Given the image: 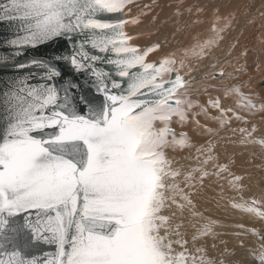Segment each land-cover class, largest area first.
<instances>
[{
    "label": "snow or ice",
    "instance_id": "obj_1",
    "mask_svg": "<svg viewBox=\"0 0 264 264\" xmlns=\"http://www.w3.org/2000/svg\"><path fill=\"white\" fill-rule=\"evenodd\" d=\"M134 3L0 0V23L11 30L10 38L0 41L10 50L0 55V65L11 64L17 73L32 69L0 81V264H216L204 247H188L182 213L194 208L185 191L195 188L194 179L202 183L228 168L215 163L211 141L197 149L206 153L201 166L174 168L166 149L192 144L171 124L174 118L183 124L208 115L209 108L220 111L209 119L221 126L233 118L247 120L234 112L228 116L232 109L222 108L219 98H210L207 106L192 98L189 93L215 85L206 78L195 87L193 69L181 72L184 59L177 63L172 53L150 60L161 45L142 47L125 31L139 25V18H103L131 12ZM234 19V13L214 17L213 35L196 45L198 58L219 45ZM59 39L70 47L67 54L18 62L26 48ZM61 63L73 75L65 78ZM81 74L87 75L83 87L76 78ZM224 75L221 70L209 78ZM232 92L239 89H225L226 95ZM244 107L255 105L247 101ZM240 131L251 137L256 128ZM250 142L264 145V139ZM210 163L215 173L204 167ZM256 203L233 207L264 219ZM213 223L196 229L193 244L216 235ZM41 244L55 251L33 255ZM259 255L264 264V247Z\"/></svg>",
    "mask_w": 264,
    "mask_h": 264
},
{
    "label": "bare ground",
    "instance_id": "obj_2",
    "mask_svg": "<svg viewBox=\"0 0 264 264\" xmlns=\"http://www.w3.org/2000/svg\"><path fill=\"white\" fill-rule=\"evenodd\" d=\"M153 1L154 2H152V0H135V3L131 8V12L126 11V12L121 13L122 17L120 19L127 20L132 17L139 18L141 21L139 25H127L125 27V31L127 33L137 38L135 41H133V43L138 44L142 47L150 46L151 44H154V43H159L161 45V49L158 50L156 53L151 54L149 59L157 60L161 58L164 54L174 53L177 63H179L181 59H184L185 68L181 70L182 74H184V72L187 71L186 67H191L194 70V72H192V75H196V76L200 75L197 73L199 70H201V68L199 69V64H203L204 59H207L208 57H210L211 54L215 52L219 54L218 56L220 57V59H225V61L220 60L221 62H229L228 57L234 56V59H235L234 63L235 61L236 63L237 62L240 63V61H243L244 63L248 64L254 53L253 43L250 41L252 37H254L255 35L253 33L254 29H256V32L259 34V36L264 35V18H263L264 10H261V9H264V2L262 3V1L264 0H153ZM189 9H191V11H189ZM197 9H202V11H198ZM216 9H219L218 13L216 12ZM193 10L194 12H192ZM255 10H256V14L260 15L261 18L255 17V16L252 18H247V19L245 18V15L251 12H255ZM258 12H261V13L258 14ZM229 13L235 14V19L232 22V26L228 28L224 33H222L224 39L219 42V45L217 47H214L211 50L208 56L204 57L203 59H200L196 55V52H198L197 48L196 49L192 48L193 52H191V48L185 49V47L190 46L193 40L197 41V44H201L207 39H209L213 35V33H211L210 31V28H211L214 17L216 15L224 17L228 15ZM186 16H188V18H186ZM222 24H223V21L220 22V25ZM232 67H229L228 69L226 68L227 71L224 72L225 75L223 76V78H220V79L222 80L227 79L230 83H233L232 84L233 87H237L239 89V94H237L236 92L230 93L232 95L228 99L229 103L227 102V104L229 105H226V104L224 105V103H226L224 102L222 103L223 105L221 104V107L224 109L230 108L232 109V111L236 110L238 113L240 112L242 117H244L245 120H248V123H244V129H246L249 132H252V128L253 126H255L256 131L252 133V136L250 138H248V136H244L243 135L244 133H242L240 129L232 131L231 132L232 134L229 132V134L231 135L229 138L230 142L227 140L228 143H226L225 146H219L215 148L218 149V151L220 152L219 156L221 158H222V154H221L222 152H224L225 154L224 156H229V154L234 155V153L242 152V154L244 153L246 155L244 156L242 154H241L242 156L237 155L235 158H237L240 161H244V158L246 159L248 158L247 161L249 162L250 155L254 154L256 157L258 156L261 159H264V145H261L260 143H255V146H254V144L245 143V141H248L249 139L256 140V141H259L257 139H264V118L260 119L258 118V116H256L255 113H250L251 108H246L244 106L240 107L239 103H242L243 105H245V103L250 100L240 95L241 89L238 86L239 84L237 83L238 79L234 80L238 77V74H235L236 73L235 69L237 67L236 68L235 67L232 68ZM262 67L263 66L261 67L258 66L255 70H252L253 73H258ZM242 72H241V75H244ZM253 77L254 75L253 76L249 75V77H247L248 82L246 83V86H245L247 87L246 89L251 88L252 91H253V88H255L254 85L252 84V81L255 84L257 83L255 79H253ZM187 78L188 77H186V79ZM235 81L237 82L234 83ZM210 82L213 83L214 81H210ZM223 89H219V91L209 92L211 94L209 95L210 97L207 96V94L206 95L202 94V97L197 98L196 96H192L194 95L193 92L189 93V95L192 98L197 99L201 104L207 106V102L209 101L210 98L211 99L219 98L221 102V99L218 95L222 94L221 91H223ZM246 92H248V90ZM244 95L248 96L250 99L254 98V95H251V94L244 93ZM260 97H263V96H260ZM196 111L199 112L200 110L196 109ZM219 115H220V111L218 109L209 108L208 115L200 114L195 117V120H198L200 125L206 124L207 127H210L211 129H213V131H215V130H218L217 126L219 124V121L209 119V116H219ZM229 116H232V114L229 113ZM195 120L192 117H189L187 122L181 124L178 121H176L174 118V121L171 124L175 126L176 130H181L182 128L187 129L185 133L187 137L189 138V140H192L191 141L192 145L199 144L200 142L204 141L210 135L204 130L203 127H198ZM218 135L220 134L218 133ZM242 146L248 147V150L240 149ZM167 151H172V149L169 148L167 149ZM191 151L186 150V149L180 150L178 152V157L176 158V160L173 161V166L178 165V164L180 165L183 161H185L184 157L191 154L192 153ZM195 151L197 152L196 148H195ZM193 154H197V153H193ZM247 154L249 156H247ZM194 161L196 160H193V162ZM190 165H193V164H190ZM183 169H186V168L184 167ZM245 170H246V167L244 168V166L236 168V171L237 172L240 171L241 173L244 172ZM253 172H255V170ZM207 177H205L203 180L204 182V185H202L203 188L201 190L198 188L199 190H197V193L195 195L193 194L191 195L193 205L194 207H198L199 211H196L194 210V208H192L191 211L185 210L182 213V216L185 219L186 223L184 224V227L181 229V231L184 232L185 238H187L188 241L192 242V239H191L192 235L196 232V229L202 223H207L209 221L214 222L213 230L216 235L214 237H207L204 240L198 241L197 243L194 244L193 249L195 250L196 247H204L206 249L207 258L216 261V264L220 263L221 260L215 259L213 256L214 253H216L220 249H227V250L231 249L232 254L229 257L230 261L227 264H239L238 262L241 259V254H242L240 250L243 249L242 246H240L243 244L242 238H241L243 230L240 227H235L229 224L226 226H222L219 231L220 225L218 223V218H221L226 221H237V222H240L242 225L244 224L247 225V224L252 223L256 227L257 222L255 223L254 220L250 218V217H253V215L255 214L247 213L245 211H242L240 208L233 207L234 204H245L246 203V202L244 203L243 201V195L241 194L240 190H238L236 187L230 188L228 184L226 187H224L225 188L224 193L227 196H229V198H225L221 193H219L220 191L215 190L216 180L214 182L210 181L211 183L209 185L206 184V181L208 180ZM199 185L200 183L197 184V187ZM255 201L259 203L256 208L262 209L261 212H264V188L260 191V193L256 195ZM193 211L196 213H199V215L193 216L192 215ZM255 218H256V215H255ZM190 219H192V222L189 221ZM259 227L261 228L264 227V223H261ZM246 229L252 230L251 227L250 228L246 227ZM188 233L192 235L189 236ZM213 242H215V247H213Z\"/></svg>",
    "mask_w": 264,
    "mask_h": 264
},
{
    "label": "rangeland",
    "instance_id": "obj_3",
    "mask_svg": "<svg viewBox=\"0 0 264 264\" xmlns=\"http://www.w3.org/2000/svg\"><path fill=\"white\" fill-rule=\"evenodd\" d=\"M152 2H154V1L152 0ZM263 2L264 1H262V3ZM261 10H264V9H261ZM192 12H194V10ZM260 13L261 12H258V14H260ZM254 16L255 17H260V15L256 14V10H255V12H251V13L245 15V18L246 19L247 18H252ZM186 18H188V16H186ZM253 33L255 35H254V37H252V39L250 41L253 43L254 53L252 55V58H251L250 62L247 64V63H244L243 61H240V63L239 62L236 63V61H235V63H234V60H235L234 56L228 57L229 62H221V61H225V59H220V57L218 56L219 54L217 52L211 54L210 57H208L207 59H204L203 64H199V69L201 68V70H199L197 73L200 74V75H197V76L193 75V76L196 77V84L194 86L199 88V86L201 84L205 83L206 78H207V83L214 84L215 88H209L208 91H204L203 88H202V90H203L202 91L201 88H200L199 91H194L195 93L193 92L194 95H192V96H196L197 98L198 97H202V94H205V95L207 94V96H209V95H211L209 92L219 91V89H223V87H224L223 91H221L222 94H220L218 96L221 99V102H220L221 104L226 102V103H224V105L225 104L229 105V104H227V102L229 103L228 99H229V97L232 94L226 95L225 94V89L233 87V85H232L233 83H230L227 79H224V80L220 79V78H223V77H220L219 81L217 79V81L215 80L212 83V82H210L212 80L209 78V74H211V73H219L221 70H223L225 72V71H227V69L229 67H232V66L235 67V68L237 67L236 69L235 68L234 69L236 70L235 74H238V77L236 79H234V80L238 79L237 80L238 82L235 81L234 83L237 82L239 84L238 86L241 89L240 90V95H242L246 99H249L255 105V108H251L250 113H255L256 116H258V118H260V119L264 118V106H263V104H264V35L263 36H259V34L256 32V29H254ZM196 44H197V41L193 40L192 43L190 44V46L185 47V49L186 48L187 49L191 48V52H193L192 48L196 49V46H195ZM213 64H215L217 67L213 68L211 66ZM258 66H260V67L263 66V67L261 68V70L258 73H253L252 70H255ZM186 68H188V67H186ZM248 68H250V69H248ZM196 69H198V68H196ZM242 70H243V72H242ZM192 72H194V70ZM241 72L245 76L241 75ZM201 74H203V75H201ZM249 75H252V76L254 75L253 79H255V81L257 82L255 84L252 81V84L255 87V88H253V91H252L251 88L246 89L247 87H245L246 83L248 82V80H247L248 78L247 77H249ZM241 78H243V79H241ZM242 80H244V81H242ZM241 85H243V86H241ZM235 88H237V87H235ZM242 89H244V90H242ZM247 90H248L249 93L246 92ZM243 91H244L245 94L254 95V98L250 99L248 96H245ZM205 95H203V96H205ZM260 96H263V97H260ZM225 100H227V101H225ZM239 104H240V107L244 106L242 103H239ZM226 107H228V106H226ZM233 112L241 115V113L240 112L238 113L236 110H233L232 112H229V113L232 114ZM229 113H227L228 116H229ZM248 119H249V117H248ZM247 123H248V120H247ZM171 127L175 130V132H177L178 136H180L181 133L186 134L185 132L187 131V129H185V128H182L181 130H176L175 126L171 125ZM208 128H210V127H208ZM217 129L218 130L213 131L212 134H210L204 141L200 142L199 144L201 146H204L205 144L207 145V142L211 140L212 146H213V151H212L211 154L216 158L215 163L227 165L228 171L222 172V173H220L219 175H216V176L214 174L208 176L207 177L208 180L206 181V184L209 185L212 181L214 182L216 180L215 181V183H216L215 190L216 191H220L219 193H221L225 198H229V196H227L224 193V191H225L224 187H226L228 184H229L228 186H230V188L236 187L238 190L241 191V194L243 195L244 203L246 202L245 204L251 205L252 201L256 200V195L258 193H260V191L264 188V165H263L264 164V159H261L258 156L256 157L254 154L250 155V157H249L250 161L249 162L247 161L248 158L247 159L244 158V161H240L237 158H235L237 155H241L242 152L234 153V155L233 154H229V156H224L225 154H224V152H222L221 153L222 154V158H221L219 156L220 152L215 147L225 146L226 143H228L227 140L230 142L229 138H230L231 135L229 134V132L231 133L234 130L244 129V122L237 121L235 118H233L231 120L226 121L223 126H221V124L219 123L218 126H217ZM247 132H249V131H247ZM218 133L220 135H218ZM243 135L244 136H248L247 133H244ZM248 138H250V137L248 136ZM257 140H261V139H257ZM189 141L191 143L192 140H189ZM250 141L251 140L249 139L248 141H245V143L254 144V146H255V143H252ZM199 144H197V145L195 144V145H192V147L186 148V150H189V151L192 150L191 151L192 153L190 152L191 154H189L188 156L184 157L185 161H183L180 165L178 164L179 166L175 165L173 167L174 168L175 167H179V168H182V167L184 168L185 167L187 170L183 169V168L181 170L186 172L189 169L191 170L193 168L201 166V162L205 158L206 153L203 154V153H199V152L195 151V148L197 150V148L201 147ZM240 149H247L248 150V147L242 146ZM180 150L181 149H179V148H177L175 151H173V150L172 151H167V149H166V152H167L169 158L174 161L178 157V152ZM193 153H197V154H193ZM242 155L244 156L246 154L243 153ZM192 156H194V157H192ZM247 156H249V155L247 154ZM253 156L255 157V159H254ZM193 160H196V161L193 162ZM258 161H260V162H258ZM190 164H193V165H190ZM245 164H247V165H245ZM184 165H186V166H184ZM241 166H244V168L246 167V170L244 172H242V173L240 171L237 172L236 168L237 167H241ZM204 167L206 169H208L207 171L210 172V173H215L216 172V169L213 167L212 163H210V164H208L207 166H204ZM254 170H255V172H253ZM229 173H231V175H229ZM193 175L196 176L194 173H193ZM212 176L213 177L215 176V177L213 178ZM233 176H239V177H242V179L239 180V181H234L233 180ZM261 176H262V178H261ZM255 179H257V180H255ZM262 180H263V182H262ZM195 181L200 183L199 186L201 188L199 186L197 187L198 183H196ZM192 182L194 184H196L195 185V189H185V191L186 192H190L191 195L192 194L195 195L197 193V190H199V189L201 190L203 188L202 185H204V182L201 183L200 181H198V179H194ZM251 185H253V186H251ZM256 185H257V187H256ZM192 191H193V193H192ZM255 191H256V193H255ZM252 192H254V193H252ZM251 193H252V195H251ZM258 204L259 203H256L254 206L257 207ZM194 210L199 211V208L198 207H194ZM259 210L262 211V209H259ZM180 215L181 214L178 213V216H180ZM250 218H252V220H254L255 223L257 222L256 223V227L252 223L251 224H247V225L244 224L243 227H240L242 225L240 222H237V221H226V220H223L221 218H218V223L220 225L219 231H220V228L222 226H226V225H229V224L232 225V226H235V227H240L243 230L242 231V237H241L243 244L240 245V246H242L243 249L240 250V252L242 254H241V259L238 262L239 264H261L259 250L262 247H264V227L261 228L259 226L261 225V223H264V219H261L258 216H256V218H255V215H253V217H250ZM182 219H183V222L185 224L186 221L183 218V216H182ZM189 221L192 222V219H190ZM252 225H253L254 228L252 227ZM257 225H258V227H257ZM244 226H245V228H244ZM246 227L247 228L251 227V229L252 228L253 229L256 228L255 229V234L253 233V231L247 230ZM260 229H262V230H260ZM188 235L190 236L192 234L188 233ZM204 239H206V238H201L199 241L204 240ZM213 245H215V242H213ZM193 246H194L193 242L189 241L188 247L194 251ZM231 254H232V250L231 249H228V250L227 249H220L216 253H214L213 256H214L215 259L223 260L224 264H227L230 261L229 257L231 256ZM218 264H220V263H218Z\"/></svg>",
    "mask_w": 264,
    "mask_h": 264
},
{
    "label": "water",
    "instance_id": "obj_4",
    "mask_svg": "<svg viewBox=\"0 0 264 264\" xmlns=\"http://www.w3.org/2000/svg\"><path fill=\"white\" fill-rule=\"evenodd\" d=\"M122 17L121 13H115V14H104L103 18L105 19H111V20H115V19H120ZM11 36V30L9 28L8 23H0V41L6 40L8 38H10ZM70 51V47H68L65 43V41L63 39H59L55 42H49L47 44L44 45H40L35 49L32 48H26L24 50L25 54L20 56L18 58V62H24L27 61L29 59L32 58H50L55 56L56 54H67ZM90 52H93V50H91L89 48ZM2 54H9L10 55V50L6 47H4L2 45V43H0V55ZM99 67H104L107 68L108 66L103 65V64H99ZM59 67L61 68L65 78L73 75V73H71L69 67L66 64L61 63L59 65ZM29 71H32V69H23L20 70L19 73H17L11 66V64L8 65H0V81H4L9 79L11 76L13 75H17V74H24L27 73ZM77 80L79 82H81V86L83 87V81L87 78L86 74H81L78 77H76ZM35 82V81H33ZM0 87H2V85H0ZM89 89L84 88V92L85 94H88ZM55 251V247L54 246H49V245H39L36 249L33 250V255H43L44 252H49L52 253Z\"/></svg>",
    "mask_w": 264,
    "mask_h": 264
}]
</instances>
